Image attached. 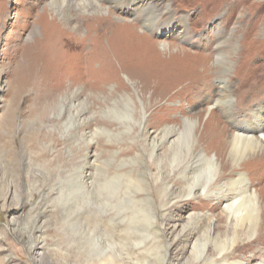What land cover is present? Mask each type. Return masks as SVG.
<instances>
[{
    "label": "rangeland",
    "instance_id": "374dc122",
    "mask_svg": "<svg viewBox=\"0 0 264 264\" xmlns=\"http://www.w3.org/2000/svg\"><path fill=\"white\" fill-rule=\"evenodd\" d=\"M103 1L100 13L110 8L114 21L136 22L138 34L145 33L146 39H141L153 43L157 55L172 45L167 58L170 53L173 58L163 55L157 63L170 67L176 82L168 91L170 99L163 96L150 103L144 123L151 134L156 128L175 126L183 154L189 142L188 118L195 120L197 137L204 124L215 119L227 135L248 131L245 127L256 113L264 123V0H133L122 9ZM54 2L0 0V264H143L157 256L158 246L143 227L141 198L146 191L155 197L163 191L159 176L143 178L137 170L142 165L138 151L143 126L139 83L133 84L123 71L100 93L86 92L81 84L78 107L67 100L62 106L61 87L73 83L71 64L34 42H45L52 32L61 36L46 11ZM148 13L154 15L152 28L144 20ZM103 40L106 44L109 39ZM221 42L223 62L216 47ZM73 52L66 51L69 56ZM177 80L182 83L177 85ZM192 81L196 85L187 84ZM191 87H201L204 97ZM123 92L138 106L126 95L119 96ZM225 93L232 98L230 112L222 109L228 104L217 102ZM80 110L85 114L80 116ZM205 147L213 157L221 150L215 143ZM87 148L94 154L92 163L101 168L91 167L93 184L84 190L72 173ZM262 153L256 159L245 155L241 168L251 177V189L264 194ZM170 154L164 148L159 175L174 174V167L181 165L179 156L171 163ZM147 160L155 170L153 157ZM132 169L136 177L129 180L124 173ZM204 177L202 171L196 173V180ZM174 181L182 186L179 176ZM160 205L156 200L151 207ZM194 212L210 216L214 227L225 215L224 202L220 197L199 204L184 199L169 208L175 218ZM167 228L168 236L174 235ZM180 251L181 247L176 252ZM239 255L247 264H256L264 258V238Z\"/></svg>",
    "mask_w": 264,
    "mask_h": 264
},
{
    "label": "bare ground",
    "instance_id": "6f19581e",
    "mask_svg": "<svg viewBox=\"0 0 264 264\" xmlns=\"http://www.w3.org/2000/svg\"><path fill=\"white\" fill-rule=\"evenodd\" d=\"M102 1L55 0L54 6L46 11L54 19L55 27L62 30L61 36L52 34L54 33L52 32L45 37V42L37 39L34 42L52 48L48 53L52 52L51 55L54 58L61 55L62 58L67 59V63L71 64L69 77H72L73 83H66V86L61 87L62 106H65L64 101L67 100L72 107H78L77 102L82 101L80 99L83 93L80 95L79 92L81 86L84 85L86 92H103L106 90L109 79H119L120 72L123 71L128 73L127 78L132 80L133 84L139 83V96L142 103L139 115L143 126L141 150L138 151L142 158V165L137 170L143 178L147 174L159 176L158 181L163 191L158 197L146 191L141 198L145 204L142 212L143 227L146 234L153 235L154 238L151 240L158 246L155 249L157 256L144 260L143 264H247L239 253L243 248L258 243L264 238V194L259 189H251V177L247 176L241 168V161L245 155L256 159L263 154L264 123L262 119L260 120L256 113L252 124L245 127L248 131L233 130L228 135L225 126L220 125V121L215 119L204 124V129L197 137L194 131L195 120L186 118L189 142L184 146L183 154L179 152L183 148V142L181 137L178 138L179 131L175 126L156 128L152 135L144 123L150 103L160 101L163 96L170 99L171 93L169 94L168 91L172 90L171 83L176 82L175 73L172 74L169 71L171 65L168 64L167 69V65L161 68L157 63L158 57H163V55L169 60L173 58L171 53L167 58V50H171L172 45H166V52L157 55L154 44L141 39H146L145 33L138 34L136 22L133 20L121 22L118 19L114 21L115 15L114 13L110 15V8L108 13L101 14L104 8V1ZM106 1L122 9L130 6L133 0ZM145 15V23L151 27L154 15L153 13ZM83 29H85V34L82 32ZM105 37L109 39L106 44L103 40ZM54 43L57 45L60 43L61 47L56 49ZM216 47L219 51L218 56L222 57L223 62V59H226L224 43L221 42ZM67 49H74L75 52L69 56L66 53ZM193 76L195 80L201 78ZM134 77L136 79H133ZM193 81L187 84L196 85L197 82ZM179 83H182V80H177V85ZM73 84L74 89H72ZM191 88L194 90L195 87ZM200 88L198 87V91L194 90V93L204 97V90ZM148 93H150L149 97ZM112 95L113 92L108 94L109 97ZM119 96L134 100L138 106L136 99L126 92ZM223 98L217 102L228 104L222 109L223 112H230L231 110L227 108L232 104V98L228 94ZM78 112L79 115L85 114L84 110ZM150 123H152L151 120ZM179 140L182 146L179 145ZM214 143L220 144L221 150L213 157L208 150L204 149L205 146L209 147ZM164 148L171 151V163H174L179 156L178 164L181 165L176 169L174 167V174L168 172L159 175L158 159L162 157ZM149 156L153 157L155 170L147 160ZM92 157L94 154L87 148L85 155L73 168L72 174L79 187L84 190H89L93 184L94 174L91 167L96 166L99 169L101 166L94 165ZM201 171L205 177L196 180V173ZM135 173L136 171L132 169L126 171L124 175L128 177L127 179L134 180ZM175 175L180 177L182 186L175 183ZM218 197L224 202L225 215L218 218L214 227L210 216L196 212L187 215L180 214L178 218L169 215V208L181 200L193 199L194 203L199 204L204 199L211 200ZM156 200H160L161 205L158 208H152L151 204H156ZM182 220L186 221L183 225L179 222ZM222 226L225 227L224 232L221 230ZM167 227L174 234L171 237L168 236ZM202 231H204L203 237H201ZM179 247L182 248L180 253L176 252ZM160 254L162 257H159ZM256 264H264V258Z\"/></svg>",
    "mask_w": 264,
    "mask_h": 264
}]
</instances>
